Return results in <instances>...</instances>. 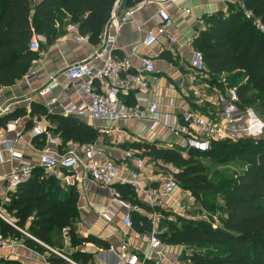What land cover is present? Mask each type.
I'll list each match as a JSON object with an SVG mask.
<instances>
[{"label":"trees","instance_id":"trees-1","mask_svg":"<svg viewBox=\"0 0 264 264\" xmlns=\"http://www.w3.org/2000/svg\"><path fill=\"white\" fill-rule=\"evenodd\" d=\"M115 1L0 0V88L22 80L39 59V53L28 49L33 34L50 46L62 33L61 26L70 24L97 45ZM142 1L124 0L123 6L133 8ZM244 3L264 24V0H244ZM204 24L205 29L193 40V47L202 54L208 70L207 82L221 91L234 88L242 108L252 107L264 114V34L232 5L226 14L218 12L205 17ZM37 112L31 105L30 115ZM42 115L56 123L52 131L63 145L73 142L88 146L98 140L97 130L77 118ZM24 117L25 110L17 109L0 117V127ZM39 139L44 144L47 136L41 135ZM215 144L220 149L213 152ZM134 147L154 164L178 169L174 174L178 187L191 194L199 209L206 207L210 196L222 197L221 227L212 229L207 222H189L177 217L175 223H160V227L166 228L157 235L160 242L191 249L190 264H264V135L245 143L212 142L207 152L186 158L177 150L146 143ZM213 156L223 161L238 159L242 169L230 172L229 177L216 172L208 178L195 158ZM116 187L122 199L134 204L129 187ZM6 198L7 201H0V209L8 220L0 217V239L23 240L32 251L40 255L49 253L50 264H67L55 252L77 264L92 262V256L87 253L77 251L67 257L55 250L56 239L64 233L73 249L88 243L109 249L105 241L82 238L75 233L73 225L79 215L75 187H66L40 166L33 168L31 177L8 192ZM130 218L134 225L138 224L135 215ZM141 221L144 223L146 219Z\"/></svg>","mask_w":264,"mask_h":264},{"label":"crops","instance_id":"crops-1","mask_svg":"<svg viewBox=\"0 0 264 264\" xmlns=\"http://www.w3.org/2000/svg\"><path fill=\"white\" fill-rule=\"evenodd\" d=\"M155 2L157 3L135 12L129 22L122 26L119 33L116 34L113 29L108 31L110 35H115L117 38L112 55L119 58L128 57L134 67L138 66L139 59L142 57L153 61L155 72L148 76V93L142 96H147L150 101L157 103L160 114L169 115L174 127L187 125L184 123L183 117L188 113L213 117L219 111L216 94L211 90H206L205 94L209 98V102L198 100L193 96L191 89L198 87L200 81L191 73L189 61L192 50H195L193 40L199 35V32L205 29V17L218 12L226 14L231 4L228 0H178L176 4H169L168 0H155ZM160 7H164L174 21L169 33L175 37L176 44H170L168 38L163 37L151 48H146L142 45V41L145 35L155 27L156 15ZM186 10L189 12L187 13ZM68 26L70 24L64 25V32L50 46L45 44L43 38H39V43L41 39L44 41V47L42 52H39V59L33 63L29 70L31 77L27 83L20 80L11 87L0 88V107L8 109L6 114L17 109H23L26 112V117L18 118L20 121L15 128H7L10 122L5 128L0 127V138H5L12 145L13 151L20 155L22 162L28 163L32 168L39 166L42 151L47 147L52 151L62 153L71 146H81L73 142L63 145L59 136L52 131L56 128V123L48 120L42 113L67 117L60 114L58 107L51 113L49 112L51 107L49 108L46 102L51 98H56L63 105L69 103L79 105L86 102V97L73 93L74 90L71 87H78L80 82L75 81L71 85L61 74L68 66L83 61L98 50L106 24L97 45L91 44L86 36L84 37L87 39V43L77 42L75 37L81 36L78 29L77 32H71L67 29ZM50 77H58L59 88L41 98L37 91L48 83ZM28 99L38 111L36 114L30 115L31 105L27 106ZM129 103L132 101L129 100ZM70 117L77 118L97 130L99 137L95 144H98L100 139L112 138L108 149L101 148L104 151L102 160L114 161L118 166L127 164L128 167L135 169V160L142 159L146 163L145 168L141 170L144 186L146 188L160 186L164 178L163 172L159 169L160 163L151 162L150 158L135 149L134 145L146 143L164 148L163 142L174 137L166 133L165 129L158 128L155 131H150L146 122L131 120L105 125L106 128L111 129L110 133L106 135L99 132L103 125L76 115ZM29 121L30 123H28ZM35 127H39L43 133L34 135ZM41 135H50L55 139V144H48L47 141L40 144L39 137ZM182 143L181 140L180 145ZM119 145H127L128 149L113 151ZM188 155L186 153L182 156L186 158ZM18 166L19 161L12 160L10 154L0 147V201L2 203L7 201L6 194L10 192L6 189V179L11 170ZM51 174L55 175L66 187L74 186L76 189L79 215L73 225L75 233L82 238L93 237L109 244V249H101L90 243L73 249L70 247L68 238L62 235V238H58L62 248L56 247L55 250L67 257H71L77 251L87 253L92 256L91 264H121L123 246L126 248V253L136 254L142 260L145 255H148L151 260H146L145 264H154L157 255L150 250L149 240L154 231H158L157 235H160L166 230L165 227H160V223L168 222V217L171 216L174 218L186 216V209H199L198 205L189 202L192 200L191 194L187 191H183L182 194L180 193L181 189L177 187L172 199L180 203V206L175 212L159 211L160 217L156 225H153L151 223L153 210L146 205L143 194L131 186L118 184L130 188L134 204L123 199L131 206V210H129L124 207L112 206L109 190L93 182L81 167L70 171L58 170ZM168 203L171 204V201ZM147 208L149 211L146 210ZM107 209L115 214L111 222L105 221L101 216ZM132 214L137 217L138 224L134 225L130 218L132 227L129 229L123 225L122 218L126 215L130 217ZM5 216L4 211L0 209V217L8 221ZM142 219H146V222L143 223ZM148 224L151 225V233L146 232ZM142 225H144L143 229H141ZM11 243L12 248L0 250V264H50L47 262L49 253L40 255L27 248L23 240H13ZM44 248L52 253L50 249ZM180 249H182L181 246H169L161 242L159 252L164 256L161 264H183L182 258H175Z\"/></svg>","mask_w":264,"mask_h":264},{"label":"built area","instance_id":"built-area-1","mask_svg":"<svg viewBox=\"0 0 264 264\" xmlns=\"http://www.w3.org/2000/svg\"><path fill=\"white\" fill-rule=\"evenodd\" d=\"M228 1L246 21L251 22L258 32L264 34V24L255 17L252 10L246 7L244 0ZM177 2L178 0H168L169 4H176ZM155 3H157L155 0H144L133 8H125L123 0H116L112 6L98 50L83 61L68 66L61 74L71 85L75 81L80 82L78 87H71L74 90L73 93L85 96L86 102L79 105L71 103L63 105L56 98H51L46 102V105L51 107L50 113L58 107L62 116L76 115L103 125L99 130L102 134L107 135L111 131L105 125L131 120L144 121L148 124L150 131L163 128L170 136H174L172 139L163 142L164 148L161 147L162 149L177 150L183 156L189 148H194L200 153L207 152L212 142L231 140L238 136L239 132L231 130V127L244 126L243 132L254 124L250 123L253 110L241 107L234 88L221 91L207 82L208 70L202 54L197 50H192L189 61L191 73L200 81L198 87L191 89L192 94L198 100L202 99L209 102L205 92L206 90L213 91L216 94V104L219 111L213 117L188 113L183 117V121L187 125L178 128L171 123L169 115L160 114L157 103L150 101L147 96H142L148 93V76L155 72L153 61L147 57H142L139 59L138 66L134 67L128 57L119 58L112 55L117 38L115 35H110L108 31L113 29L116 34L119 33L122 26L129 22L135 12L142 11ZM186 12L188 13L189 10ZM156 17L155 27L145 35L142 45L151 48L163 37H167L169 43L175 45L176 39L169 33L174 24L172 17L164 7L158 9ZM67 29L71 32H77V26L70 25ZM75 40L81 43L88 42L82 36H76ZM28 49L33 53L40 52L39 38L35 34L30 39ZM58 88V77H50L48 83L42 86L37 94L44 98ZM129 100L132 103H129ZM27 102L29 107L31 100L28 99ZM7 112V108L0 107V117ZM19 121L16 119L10 122L7 128H15ZM255 124L260 125L257 120ZM42 133L43 130L35 127L34 135L37 136ZM181 140L183 143L180 145ZM46 141L48 144H55V139L50 135H47ZM0 147H3L4 151L10 154L12 160L19 161V166L13 168L6 179V189L13 191L20 183L31 177L33 168L28 163L22 162L20 155L13 151L12 145L5 138H0ZM102 155H104V151L95 143L82 147L71 146L62 153L52 151L47 147L42 151L39 166L48 173L58 170L70 171L76 167H81L93 182L109 190L112 206L116 208L124 207L131 210V206L123 201L116 187L118 184L131 186L143 194L146 205L153 210L151 217L153 225H156L160 217L159 211L175 212L180 206V203L172 199V195L178 187L173 176H164L162 183L156 188H146L144 177L141 175V170L146 166L144 160H135V169H132L127 164L118 166L114 161L102 160ZM168 201H171V204ZM189 202L193 204V198ZM114 215L110 209H107L101 216L105 221L111 222ZM200 216L207 220L206 222L211 225L212 229H217L220 226L219 218L210 219L205 214ZM122 223L129 229L132 227L128 215L122 218ZM158 233V231H154L149 240L150 250L157 255L154 264H161V260L164 258L159 252L161 242L157 238ZM64 237H68L66 233H64ZM6 248H12L11 241L0 239V250ZM125 251L126 248L123 246L121 264H145L146 260H151L148 255H145L144 260H142L138 255ZM55 254L70 264H77L69 261L61 254L56 252Z\"/></svg>","mask_w":264,"mask_h":264},{"label":"rangeland","instance_id":"rangeland-1","mask_svg":"<svg viewBox=\"0 0 264 264\" xmlns=\"http://www.w3.org/2000/svg\"><path fill=\"white\" fill-rule=\"evenodd\" d=\"M61 28H62V32H64V29H65L64 26H61ZM43 47H44V41L41 39V41H40V48H41L40 53L42 52ZM30 77H31V74L28 72V74L22 79L23 83H25V82L27 83V81L29 80ZM247 109L253 110L252 111V119L257 120V122L260 123V125H258L257 128L253 129V131L251 133L242 132V129L244 128V126H241V125L231 127V130H233L235 132H239L238 136H236L237 138L235 137L234 139L229 140V142L232 144L245 143L247 141H257L260 136L264 135V114H262L259 111L254 110L252 107H247ZM111 143H112V138H106V139H100V141L98 142V145L103 150L104 149L106 150V149H108V147L110 146ZM114 143H116V142H114ZM127 149H128L127 145H119L118 147L116 146L115 149H113V151H117V150L126 151ZM218 149H220L218 144H215L212 147L213 152H215ZM195 161L197 163L201 164V166L204 168L205 174L208 176V178H210L216 172L218 174H223L225 177H229L231 175L230 172L240 171L242 169V166L240 164H238V162H239L238 159L231 160V161L230 160L223 161V160H220V159L215 158L213 156V157H205V158L204 157H196ZM160 165L161 166L159 169L163 172L164 176H173L174 177V174L178 172V169H176L170 165H162V164H160ZM182 192H183V190L181 189L180 193H182ZM205 203H206V207H203V208L201 207V209H196V208L186 209L187 215L183 216L182 218L186 221H189V222H192V221L193 222H196V221L206 222L207 220L202 219V217L200 215L205 214L210 219H212L213 217H217L220 220L222 219V217H224L223 215H221L223 204H222V197L220 195L210 196ZM176 218H174L173 216L168 217V223L169 222L175 223ZM220 227H221V223H220ZM58 241H59V239L56 241V247L60 249L62 247ZM181 248L182 249L178 250L177 256H175V258L176 257H178V259L184 258L182 263L183 264H190L189 258L192 254V250L189 248H186L185 246H181ZM69 250H71V249L69 248ZM69 261L73 262L71 259ZM67 264H70V262L67 261Z\"/></svg>","mask_w":264,"mask_h":264},{"label":"water","instance_id":"water-1","mask_svg":"<svg viewBox=\"0 0 264 264\" xmlns=\"http://www.w3.org/2000/svg\"><path fill=\"white\" fill-rule=\"evenodd\" d=\"M198 152H199V151L196 150V149H194V148H189L188 151H187V153H188L189 155L197 154ZM151 231H152L151 225L148 224V225L146 226V232H147V233H151ZM183 260H184V258H182V261H183Z\"/></svg>","mask_w":264,"mask_h":264},{"label":"bare ground","instance_id":"bare-ground-1","mask_svg":"<svg viewBox=\"0 0 264 264\" xmlns=\"http://www.w3.org/2000/svg\"><path fill=\"white\" fill-rule=\"evenodd\" d=\"M255 122H256V120L251 119L250 123L251 124H254V125L252 127H250L249 129H246L243 132H245V133H251L253 131V129L257 128V124H255Z\"/></svg>","mask_w":264,"mask_h":264}]
</instances>
